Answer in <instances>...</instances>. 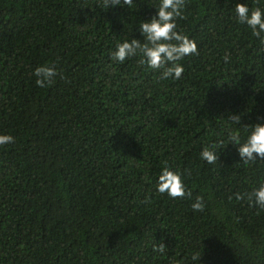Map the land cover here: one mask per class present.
Instances as JSON below:
<instances>
[{
    "label": "trees",
    "instance_id": "trees-1",
    "mask_svg": "<svg viewBox=\"0 0 264 264\" xmlns=\"http://www.w3.org/2000/svg\"><path fill=\"white\" fill-rule=\"evenodd\" d=\"M159 3L0 0V264H264V157L239 152L264 124V32L235 11L264 0H184L179 79L113 58ZM165 164L183 197L156 191Z\"/></svg>",
    "mask_w": 264,
    "mask_h": 264
},
{
    "label": "clouds",
    "instance_id": "clouds-1",
    "mask_svg": "<svg viewBox=\"0 0 264 264\" xmlns=\"http://www.w3.org/2000/svg\"><path fill=\"white\" fill-rule=\"evenodd\" d=\"M118 2V0H114ZM184 0H160L156 16L150 21L141 24V33L145 37L146 43L141 44L137 40L131 43L125 41L117 45L113 58L123 62L127 57L135 55L137 50L142 53V63H146L152 69L163 68L161 79H179L183 71L182 64L178 61L189 54H196L195 42L188 39L184 34L177 32L176 18L182 15ZM237 17L241 23H246L255 36H260L264 32V11L260 9L250 10L245 4H237L235 8ZM175 41V43H170ZM170 63V66H165ZM55 71L47 66L38 67L35 75L38 77L37 84L45 86L44 81L51 82L50 78L55 75ZM231 139L239 143V136L234 134ZM12 137L0 134V146L8 144ZM242 158L252 160L255 153L259 157H264V124L256 125L247 136V140L239 149ZM201 156L212 162L215 159L213 153L204 150ZM155 188L161 195L171 198L183 197L185 188L178 172L173 171L165 164L156 177ZM256 202L264 207V186L255 192ZM202 205L197 202L193 204V209L201 210Z\"/></svg>",
    "mask_w": 264,
    "mask_h": 264
}]
</instances>
